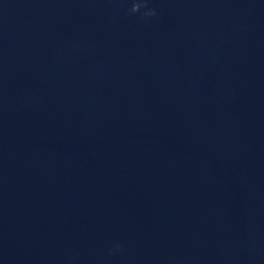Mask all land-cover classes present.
Segmentation results:
<instances>
[{
  "label": "clouds",
  "instance_id": "clouds-1",
  "mask_svg": "<svg viewBox=\"0 0 264 264\" xmlns=\"http://www.w3.org/2000/svg\"><path fill=\"white\" fill-rule=\"evenodd\" d=\"M131 6L127 9L129 15H138L141 20H148L158 15L157 9L149 6V0H129ZM123 252V245L114 244L109 250V256H115ZM71 264V258H69Z\"/></svg>",
  "mask_w": 264,
  "mask_h": 264
}]
</instances>
